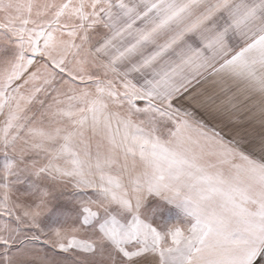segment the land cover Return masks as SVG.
Segmentation results:
<instances>
[{"label": "snow or ice", "instance_id": "obj_1", "mask_svg": "<svg viewBox=\"0 0 264 264\" xmlns=\"http://www.w3.org/2000/svg\"><path fill=\"white\" fill-rule=\"evenodd\" d=\"M0 264H264V0H0Z\"/></svg>", "mask_w": 264, "mask_h": 264}]
</instances>
